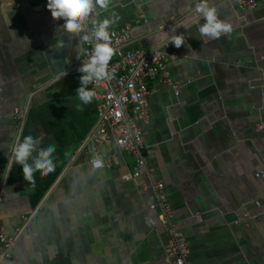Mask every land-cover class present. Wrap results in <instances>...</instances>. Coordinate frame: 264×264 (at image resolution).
<instances>
[{
  "label": "crops",
  "instance_id": "0c3cea01",
  "mask_svg": "<svg viewBox=\"0 0 264 264\" xmlns=\"http://www.w3.org/2000/svg\"><path fill=\"white\" fill-rule=\"evenodd\" d=\"M198 0H108L87 18L129 27L126 49L172 55L171 87L149 81V122L139 124L150 176L131 177L129 157L94 171L86 141L97 102L76 96L81 44L54 21L47 0H0V233L13 238L0 264H171L151 181L164 186L190 264H264V0H208L231 31L210 40ZM167 34V35H166ZM172 35H183L176 48ZM190 46V48H189ZM21 118L14 119V111ZM56 145L55 170L2 178L17 136ZM86 145L84 146V144ZM106 151L105 147H96ZM256 203L259 205L256 206Z\"/></svg>",
  "mask_w": 264,
  "mask_h": 264
},
{
  "label": "built area",
  "instance_id": "2783aa9c",
  "mask_svg": "<svg viewBox=\"0 0 264 264\" xmlns=\"http://www.w3.org/2000/svg\"><path fill=\"white\" fill-rule=\"evenodd\" d=\"M239 5L252 11L257 7V0H236ZM92 29L85 21L84 30L77 34L81 44L82 62L85 63L93 54L97 41H80V36L89 34ZM131 41L129 27L109 32V46L114 50L108 63V77L92 80L87 88L95 92L93 99L97 102L99 123L91 135L86 150L90 156L89 164L94 171L110 169L118 163L113 148L127 155L131 161V177L150 176L139 124L149 122V81L163 83L176 94L178 84L172 81L168 61L172 55L159 50L126 49ZM264 85V82H263ZM264 95V92H263ZM14 119L21 118V111H14ZM256 131H264V121L256 125ZM105 147L106 151H98L96 147ZM255 178L264 180V172L255 173ZM154 203L149 211H156L161 227L166 232L164 252L171 264H190L187 261L189 251L184 233L173 221L172 211L167 201L164 186L160 182L151 181ZM259 204L256 203V206ZM13 238L0 233L4 255L8 258L13 247Z\"/></svg>",
  "mask_w": 264,
  "mask_h": 264
},
{
  "label": "clouds",
  "instance_id": "9594fccd",
  "mask_svg": "<svg viewBox=\"0 0 264 264\" xmlns=\"http://www.w3.org/2000/svg\"><path fill=\"white\" fill-rule=\"evenodd\" d=\"M97 6L107 8L108 0H47L46 5L54 21H63L60 28L75 34L84 30L85 21L96 10ZM195 11L204 20L198 27L202 37L215 40L220 38L222 34L231 31L229 24L218 19L216 9L209 6L208 0H198ZM115 22L114 19L110 18L98 22L93 21V28L90 33L80 36L82 42H88L91 39L100 41L94 45L91 57L78 69L82 75L80 76V86L76 89V96L84 105L91 103L95 96V92L87 88L89 82L105 79L109 75L107 66L114 51L108 43L109 28ZM169 39L176 48L185 44L183 35H172ZM55 152L56 145L54 143L41 146L39 137L24 135L21 138V136H17L6 156L2 178L6 181L14 166H20L23 179L34 183L35 172L39 171L41 175H48L55 170L56 164L53 159Z\"/></svg>",
  "mask_w": 264,
  "mask_h": 264
},
{
  "label": "water",
  "instance_id": "95a60500",
  "mask_svg": "<svg viewBox=\"0 0 264 264\" xmlns=\"http://www.w3.org/2000/svg\"><path fill=\"white\" fill-rule=\"evenodd\" d=\"M96 130V128L94 129V131ZM94 131L91 133V135L94 133ZM91 135L89 136L88 140L86 141V143L89 141ZM86 143L84 144V146L86 145Z\"/></svg>",
  "mask_w": 264,
  "mask_h": 264
}]
</instances>
